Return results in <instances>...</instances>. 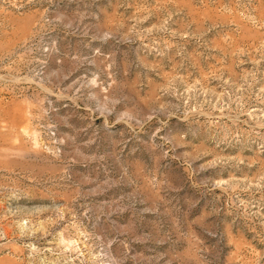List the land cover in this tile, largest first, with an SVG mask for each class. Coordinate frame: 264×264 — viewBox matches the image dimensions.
Returning <instances> with one entry per match:
<instances>
[{
	"label": "rangeland",
	"instance_id": "rangeland-1",
	"mask_svg": "<svg viewBox=\"0 0 264 264\" xmlns=\"http://www.w3.org/2000/svg\"><path fill=\"white\" fill-rule=\"evenodd\" d=\"M0 264H264V0H0Z\"/></svg>",
	"mask_w": 264,
	"mask_h": 264
}]
</instances>
